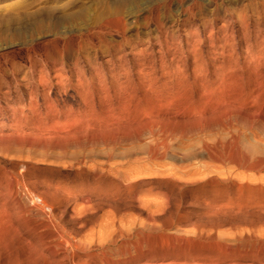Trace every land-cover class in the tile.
<instances>
[{
    "label": "rangeland",
    "instance_id": "obj_1",
    "mask_svg": "<svg viewBox=\"0 0 264 264\" xmlns=\"http://www.w3.org/2000/svg\"><path fill=\"white\" fill-rule=\"evenodd\" d=\"M260 54L261 0H0V264H264Z\"/></svg>",
    "mask_w": 264,
    "mask_h": 264
},
{
    "label": "bare ground",
    "instance_id": "obj_2",
    "mask_svg": "<svg viewBox=\"0 0 264 264\" xmlns=\"http://www.w3.org/2000/svg\"><path fill=\"white\" fill-rule=\"evenodd\" d=\"M261 1L264 3V0H261ZM238 15H239V14H238ZM229 16H230V15H229ZM233 18H234V17H233ZM239 18H240V17H239ZM244 18H245V17L241 16V22H242V23H244V21H245ZM232 20H233V19H232V16H230L229 18H227V20L225 21V24L222 26V28H223V29H227V28H228V24H226V23H232V22H233ZM213 21H214V20H213ZM238 21H239V20H238ZM242 23H241V24H242ZM241 26H242V25H241ZM243 26H244V25H243ZM245 27H246V26H245ZM242 28H243V27H242ZM243 37H244V36H243ZM207 38L209 39V41H211V38H212V37L208 36ZM230 38H231V37H230ZM232 38H233V36H232ZM232 40H233V39H231V41H232ZM211 42H212V41H211ZM212 43H214V42H212ZM212 43H211V44H212ZM210 46H211V45H210ZM230 47H233V46L230 45V44L228 43V40H226L224 37H222V43H221V44L216 45V46H215L214 44H212V46H211V50L208 51L209 54L206 55V56H204V54L201 53V51H200V53H199V52L197 51V49H195L196 46H193L194 50L192 49L193 51H191V54H192V57H193V61H194V62H199V64H197V66L200 67V68H199V72L201 73V72L204 71V62H203V59H204V60H207V59H209V58H207V56L210 57L211 55H215V54H219V56H222V55H223V52H224L223 50H225L224 48H230ZM214 48H220L219 53H215L216 49H214ZM198 50H199V49H198ZM261 51H262V49H261ZM246 52H247V51H246ZM247 53L250 54V53H252V52H250V53L247 52ZM257 53H258V52H256V54H254V53H253V54L257 56ZM260 53H261V52H260ZM258 55H259V54H258ZM260 55H261V54H260ZM251 56H252V55H251ZM251 56H249V57H251ZM261 56H262V55H261ZM244 57H245V55H244ZM246 57H247V56H246ZM259 57H260V56H259ZM231 58H232V57H231ZM252 58H253V57H252ZM257 58H258V57H257ZM260 58H261V57H260ZM262 58H263V56H262ZM253 59H256V57L253 58ZM263 59H264V58H263ZM209 60H210V59H209ZM230 60H231V59H230ZM248 61H250V60L248 59ZM253 61H254V60H253ZM257 62H258V61H256V63H257ZM251 63H252V62H251ZM262 63H263V62H262ZM248 65H249V64H248ZM250 65H254V64H250ZM229 66H230V65H229ZM229 66H227V67H229ZM257 66H258V65H257ZM233 67H234V66H233ZM205 69H206V68H205ZM224 70H225V68H224ZM232 70H233V69H232ZM176 71H178V70H176ZM225 71H226V70H225ZM199 72H198V73H199ZM234 72H235V71H234ZM234 72H233V74L235 75ZM179 73H180V72H179ZM179 73H178V74H179ZM205 73H206V72H205ZM220 73H221V72H220ZM220 73H218V74L221 75ZM222 73H223V72H222ZM229 73H231V72H229ZM256 73L258 74V72H256ZM168 74H169V76L171 75L172 77H173V76H176V75H175V69L173 68V70H172L171 72H168ZM201 74H202V73H201ZM224 74H225V73H224ZM253 74H254V73H253ZM180 75H181V73L175 77V78H177V82H176L175 80H174V81H175L179 86L181 85V87H182L183 85H182V81H180V80H181V76H180ZM219 75H218V76H219ZM227 75H228V74H227ZM227 75H226V76H227ZM230 75H231V74H230ZM204 76H205V75H204ZM224 76H225V75H224ZM220 77H223V76L221 75ZM230 77H232V75H231ZM230 77H229V78H230ZM173 78H174V77H173ZM217 78H219V77H217ZM226 78H227V77H226ZM235 78H236V77H235ZM235 78H234V79H235ZM254 78H257L256 75H255ZM76 79H77V78H76ZM147 79H148V78H147ZM147 79L144 78V82H145V83H146V80H147ZM219 79H220V78H219ZM222 79L224 80V78H222ZM257 79H258V78H257ZM148 80H150V79H148ZM228 80H229V79H228ZM228 80H227V81H228ZM231 80H233V79L231 78ZM231 80H230V82L228 81V83L232 84L233 82H231ZM220 81H221V80H220ZM220 81H219V82H220ZM234 81H235V80H234ZM169 82H170V81H169ZM222 82H224V81H222ZM141 83H142V82H141ZM224 83H226V81H225ZM172 84H174V83H172ZM177 84H176V85H177ZM223 85H225V84H223ZM223 85H221L220 89L222 88ZM228 85H229V84H228ZM143 86H144V85H143ZM219 86H220V85H219ZM144 87H145V86H144ZM174 87H175V86H174ZM224 87H225V86H224ZM177 88L180 89V87H177ZM181 89H182V88H181ZM181 89H180V90H181ZM175 90H176V89H175ZM180 90H179V91H180ZM183 90H184V89H183ZM185 90H186V89H185ZM212 91H214V90L212 89ZM212 91L209 90L210 93H211ZM174 92H175V91H174ZM182 92H184V91H182ZM185 92H186V91H185ZM185 92H184V93H185ZM259 92L261 93L260 90H259ZM176 93H179V92L177 91ZM184 93H182V94H183L182 96H184ZM185 94L188 95V93H185ZM127 95H128V94H127ZM127 95H126V96H127ZM177 95L180 97V94H176V96H177ZM205 95H206V94H205ZM207 95H208V94H207ZM257 95H258V94H257ZM262 95H263V94H262ZM142 96H144V95H142ZM142 96H141V97H142ZM203 96H204V95H203ZM212 96H213V92H212ZM212 96H211V97H212ZM263 96H264V95H263ZM127 97H128V96H127ZM132 97H133V95H132ZM184 97H186L187 100H188V97H187V96H184ZM205 97H206V96H205ZM205 97H204V98H205ZM209 97H210V95H209L207 98H209ZM211 97H210V99H211ZM216 97H217V96H216ZM257 97H258V100H257L258 103H256V104L262 103V104L264 105V97H263V99H260V98H262V97H260V96H257ZM259 97H260V98H259ZM129 98H131L130 95H129ZM180 98H182V97H180ZM186 98H184V99H179L178 97H175L174 95H171V94H170V95L167 96V98H165V99L163 98L165 101H162V102H166V103H170V104L173 103V104H175L176 106L179 105V106H180L181 108H183L184 110H190V111H191V109H192L191 107H193L192 105H194V104L191 103V99H190V101H187V100H185ZM207 98H206V99H207ZM214 98H215V97H214ZM233 98H234V97H233ZM251 98H252V97H251ZM132 99H135V98H132ZM142 99H144V98H142ZM157 99H158V100H161V99L158 98V96H157ZM195 99H196V98H194V100H195ZM197 99H198V98H197ZM201 99H203V98H201ZM201 99H198V102H199V100H200V102H201ZM206 99H205V100H206ZM212 99H213V97H212ZM227 99H228V98H227ZM239 99H241V98H239ZM242 99H243V98H242ZM127 100H128V98H127ZM127 100H125V101H127ZM130 100H131V99H130ZM137 100H139V99H137ZM145 100H146V99H145ZM158 100H156V103H157ZM207 100H208V99H207ZM233 100H235V99H233ZM252 100H253V99H252ZM128 101H129V100H128ZM128 101H127V103H128ZM139 101H140V100H139ZM192 101H193V100H192ZM203 101H204V100H203ZM228 101H231V100L228 99ZM228 101H227V102H228ZM237 101H238V100H237ZM240 101H241V100H240ZM254 101L256 102V99H255ZM131 102H133V101H131ZM135 102H136V101H135ZM135 102H134V103H135ZM159 102H160V101H158V105L160 104ZM189 102H190V103H189ZM204 102H205V101H204ZM204 102H202V104H203ZM227 102H226V103H227ZM255 102H254V103H255ZM134 103H133V104H134ZM136 103H137V102H136ZM143 103H145V101H144ZM143 103H142V105H143ZM222 103H223V100H222ZM152 104H153V103H152ZM162 104H164V103H162ZM170 104H169V105H170ZM173 104H172V105H173ZM196 104H197V103H196ZM196 104H195V105H196ZM198 104H199V103H198ZM205 104H206V102H205ZM205 104H203V105H205ZM229 104H230V102H229ZM229 104L224 105V106L226 107L227 110L225 109V107L222 106L221 109H219V110H215V111L221 112L220 114H224V112L222 113L223 108H224V110H226V112H227V111L230 110V108L232 107V106H231V107L227 108V106H228ZM240 104H241V102H240ZM256 104H255V106L257 107ZM98 105H99V104H98ZM125 105H126V103H125ZM138 105H139V104H138ZM199 105H201V104H199ZM203 105H202V106H203ZM231 105H234V103H232ZM235 105H236V102H235ZM237 105H238V104H237ZM252 105H253V104H252ZM126 106H127V105H126ZM130 106H131V105H130ZM134 106L136 107L137 105H134ZM202 106H200V110L203 111V109H201ZM229 106H230V105H229ZM253 106H254V105H253ZM258 106H259V105H258ZM95 107H96V106H95ZM121 107H123V106H121ZM127 107H128V106H127ZM140 107H141V106H140ZM143 107H145V106L143 105ZM143 107H142L141 109H144ZM194 107H195V106H194ZM204 107H205V106H204ZM204 107H203V108H204ZM236 107H237V106H236ZM239 107H240V111L242 112V111H243V107L241 108V105H240ZM239 107H237V108H238L237 110L235 109V110H232V111H231V115H232V117L235 116V113L239 110ZM261 107H262V106H261ZM123 108H124V107H123ZM181 108H180L179 110H182ZM263 108H264V107H263ZM125 109H126V108H125ZM125 109H124V110H125ZM141 109H140V110H141ZM195 109L197 110V107H196ZM198 109H199V108H198ZM232 109H233V108H232ZM241 109H242V110H241ZM261 109H262V108H261ZM41 110H42V109H41ZM127 110H128V109H127ZM140 110H139V111H140ZM179 110H177V111H179ZM224 110H223V111H224ZM252 110H253V112L251 111V114H250V115H253V116H254V117L252 116V117L254 118V119H253V120H254V123H255V121H256V123H257V120H255V119H256L255 116H256V114H259V113H260V109H259L258 112H257V111H254L255 109H253V107H252ZM262 110H263V109H262ZM177 111H176V112H177ZM202 111H200V112L202 113ZM233 111H234V114L232 113ZM235 111H236V112H235ZM182 112H183V111H182ZM186 112H188V111H186ZM194 112H195V111H194ZM197 112H198V110H197ZM203 112H206V111L204 110ZM226 112H225V113H226ZM228 112L230 113V111H228ZM228 112H227V115L229 114ZM262 112H263V111H262ZM179 113H180V112H179ZM184 113H185V111H184ZM189 113H191V112H189ZM189 113H188V114H189ZM195 113H196V112H195ZM211 113H212V112H211ZM238 113H240V112H238ZM238 113H237L236 115H238ZM249 113H250V111H249ZM263 113H264V112H263ZM175 114H176V113H175ZM186 114H187V113H186ZM197 114H199V113H197ZM197 114H196V115H197ZM216 114H217V113H216ZM220 114H217V115H214V114H213V116H218V115H220ZM241 114H242V113H241ZM189 115H190V114H189ZM191 115L194 116L195 114L192 113ZM191 115H190V116H191ZM200 115H201V114H200ZM202 115H203V113H202ZM202 115H201V117H202ZM233 115H234V116H233ZM213 116H212V119L215 118V117L213 118ZM162 117H164V116H162ZM201 117L199 116V118H201ZM204 117L206 118V115H204ZM218 117H219V120H221V119H220V116H218ZM236 117H237V116H235V118H236ZM241 117H243V115L241 116V115L239 114V118H240V119H241ZM248 117L251 118V116H249V115H248ZM189 118H190V117H189ZM194 118H195V119H194ZM194 118H193V119H194V120H193L194 122H192L193 124L196 123L197 125H198V124L201 125V124L203 123V121H204V120H203L201 123H200V122L197 123L198 121L196 122V118H197V120H200V119L198 118V116H196V117L194 116ZM250 118H249V119H250ZM257 118H258V117H257ZM163 119H164V118H163ZM215 119H216V122H217V119H218V118L216 117ZM227 119H228V118H227ZM259 119H260V118H258V120H259ZM253 120H252V121H253ZM249 121H250V120H249ZM252 121H251V122H252ZM259 121H260V120H259ZM262 121H263V119H262ZM204 122H207V121H204ZM214 122H215V120H214ZM251 122H250V123H251ZM260 122H261V121H260ZM247 123H248V122H247ZM245 124H246V123H243L244 126H247V127L249 126V127H250L249 123H248L247 125H245ZM251 124H252V123H251ZM263 124H264V123H263ZM263 124H262V126H264ZM262 126H261V128H262ZM143 127H144V126H143ZM146 127H147V126H146ZM193 127H194V126H193ZM197 127H199V126H197ZM197 127L195 126V128H197ZM225 127H226V126L224 125V128H225ZM249 127H248L247 129H251V128H249ZM228 128H229V127L227 126V129H228ZM245 128H246V127H245ZM128 129H129V128H128ZM203 129H204V128H203ZM225 129H226V128H225ZM243 129H244V128H243ZM262 130H264V128H263ZM230 131H231V130H229L228 132H230ZM236 131H237V130H236ZM242 131H243V130H242ZM259 131H261V130H259ZM136 132L138 133V131H136ZM228 132H227V133H228ZM238 132H239V131H238ZM261 132H262V135H263V131H261ZM163 133H164V132H163ZM230 133H232V132H230ZM135 134H136V133H135ZM138 134H140V131H139ZM259 135H260V134H258V137H259ZM262 135H261V136H262ZM159 136H161V135H159ZM163 136H164V134H163ZM211 136H212V135H211ZM211 136H209L210 138H212L210 141H211V142H214V141H215L214 139H216V138L213 139V137H211ZM228 136H230V135H228ZM263 136H264V135H263ZM157 138H159V137H157ZM160 138H162V137H160ZM203 138H204V137H203ZM259 138H260V137H259ZM259 138H258V140H261V138H260V139H259ZM163 139H164V141H165L166 138H163ZM163 139H162V140H163ZM220 139H221V138H220ZM220 139H219V140H220ZM239 139H240V138H239ZM155 140H156V139H155ZM157 140H158V139H157ZM204 140H205V139H204ZM206 140H207V139H206ZM216 140H217V139H216ZM229 140H230V139H229ZM159 141H160V140H159ZM200 141H202V139H201ZM217 141H218V140H217ZM262 141H263V139H262ZM262 141H259V142L261 143ZM202 142H203V141H202ZM205 142H206V141H205ZM218 142H219V141H218ZM229 142H230V141H229ZM241 142H242V141H241ZM263 142H264V141H263ZM263 142H262V143H263ZM216 143H217V142H216ZM219 143H221V142H219ZM222 143H223V142H222ZM225 143H226V142H225ZM242 143H243V142H242ZM242 143H241V145H242ZM203 144H205V143H203ZM207 144H208V143H207ZM207 144H206V145H207ZM229 144H230V143H229ZM243 144H244V143H243ZM206 145H205V147H206ZM212 145H213V144H212ZM217 145H218V144H217ZM202 146H203V145H202ZM207 146H211V145H207ZM222 146H223V145H222ZM222 146L220 145L219 147H222ZM242 146H243V145H242ZM245 146H247V145H245ZM248 146H249V145H248ZM248 146H247V147H248ZM259 146H260V145H259ZM203 147H204V146H203ZM205 147H204V148H205ZM213 147H214V146H213ZM215 147H216V144H215ZM215 147H214V149H212V150H214L215 153L218 152V151H221L220 149L218 150L217 148H216V150H215ZM225 147H226V146H225ZM225 147H222V149L225 148ZM206 148H207V147H206ZM206 148H205V149H206ZM241 148H242V147H241ZM241 148H240V149H241ZM244 148H245V147H244ZM207 149H208V148H207ZM226 149H227V147H226ZM237 149H238V147H237ZM242 149H243V148H242ZM246 149H247V148H246ZM248 149H249V148H248ZM203 150H204V149H203ZM228 150H229V149H228ZM249 150H250V149H249ZM252 150H253V149H252ZM207 151H209V150H207ZM222 151H224V149H223ZM241 151L243 152V150H241ZM225 152H226V151H225ZM236 152H238V151H236ZM236 152H235V153H236ZM258 152H259V151H258ZM161 153H162V152H161ZM209 153H211V152H209ZM228 153H229V152H228ZM228 153H227V154H228ZM230 153H231V152H230ZM155 154H156V153H155ZM217 154H218V153H217ZM220 154H221V153H219V155H220ZM222 154H224V153L222 152ZM222 154H221V155H222ZM225 154H226V153H225ZM238 154H239V153H238ZM243 154H244V153H243ZM248 154H250V153L248 152ZM256 154H257V152H256ZM210 155H211V158L213 157L212 159L216 160V159H215L216 157L214 158V156H212L213 154H210ZM235 155H236V154H235ZM241 155H242V154H241ZM250 155H252V154H250ZM207 156H209V154H207ZM215 156H216V155H215ZM233 156H234V154H233ZM236 156H237V155H236ZM239 156H240V155H239ZM247 156H249V155H247ZM152 157H153V156H152ZM204 157H205V154H204ZM230 157H231V156H230ZM230 157H229V159H230ZM205 158H206V157H205ZM209 158H210V157H209ZM224 158H225V160H227L226 158H228V157H227V156H226V157L224 156L223 159H224ZM233 158H234V157H233ZM207 159H208V158H207ZM235 159H236V158H235ZM242 159H243V158H242ZM245 159H246V158H245ZM250 159H251V158L249 157V161H250ZM102 160H105V159H102ZM220 160H221V159H220ZM220 160H219V161H220ZM231 160H232V159H231ZM231 160H230V163H231ZM260 160H261V159H260ZM232 161H233V160H232ZM234 161L237 162L236 160H234ZM239 161H240V160H239ZM261 161H262V160H261ZM263 161H264V159H263ZM247 162H248V161H247ZM251 162H252V161H251ZM98 163H99V162H98ZM260 163L262 164V162H260ZM263 163H264V162H263ZM235 165H236V163L234 164V167H235ZM241 165H242V164H241ZM237 166H238V164H237ZM237 166H236V167H237ZM242 166H244V165H242ZM234 167H233V169H234ZM236 167H235V169H236ZM255 167H256V166H255ZM237 168H239V166H238ZM239 169L241 170V168H239ZM254 169H255V168H254ZM254 169H253V170H254ZM250 170H251V169H250ZM255 171H256V170H255ZM258 171H260V170L258 169ZM258 171H257V174L260 173V172H258ZM17 172H18V171H17ZM241 172H242V173L245 172L244 169H243V171H241ZM253 172H254V171H253ZM244 174H245V173H244ZM246 174H247V173H246ZM253 174H255V173H253ZM262 174H264V173H262ZM165 175H166V174H165ZM259 175H260V174H259ZM143 177H144V176H143ZM243 177H244V176H243ZM253 177H254V176H253ZM261 177H264V176H261ZM261 177L258 176L259 179H260ZM146 178H147V177H146ZM259 179H258V180H259ZM262 179H263V178H262ZM185 182H186V181H185ZM251 182H252V181H251ZM259 182H261V180H260ZM96 185H97V187H98L100 184H99V185L96 184ZM260 185H261V183H260ZM94 186H95V185H94ZM240 186H241V185H240ZM258 186H259V185H258ZM263 186H264V183H263ZM97 187H96V190H95L94 188H93V190H94V191H98V190H97ZM100 187H101V186H100ZM241 187H244V186H241ZM245 187H246V186H245ZM89 188H90V187H89ZM246 188H248V187H246ZM246 188H245V189L243 188L242 191H244V190L247 191ZM249 188H250V187H249ZM251 188H252V187H251ZM260 188H261V187H260ZM87 189H88V188H87ZM90 189H92V187H91ZM101 189H102V188H101ZM101 189H100V190H101ZM230 189H231V188H229V191H230ZM263 189H264V187H263ZM263 189H259V187H258V191H259V190L261 191V190H263ZM41 190H42V189H41ZM88 190H89V189H88ZM224 190H225V191H228V188H227V189L225 188ZM224 190H223V191H224ZM238 190L240 191L241 188H240V189L237 188V191H238ZM251 190H252V189H250V191H251ZM242 191H241V192H242ZM260 191H259V192H260ZM231 192H233V191H231ZM235 192H236V189H235ZM256 192H257V191H256ZM228 193L230 194V192H228ZM250 193H251V192H250ZM253 193H254V192H253ZM260 193H261V192H260ZM260 193H258V204H260V205H264V196H262V194H263L264 192L261 193V194H260ZM35 194H36V193H35ZM226 194H227V192H226ZM244 194H245V192H244ZM246 194H247V192H246ZM246 194H245V196H247ZM78 195H79V194H78ZM78 195H77V196H78ZM234 195H235V193H234ZM238 195H240V192L237 194V198H238ZM241 195H242V194H241ZM241 195H240V196H241ZM242 196H244V195H242ZM56 197H57V196H56ZM70 197H71V196H70ZM75 197H76V196H75ZM231 197H232V196H231ZM247 197H248V196H247ZM247 197H245V198H247ZM229 198H230V197H229ZM235 198H236V197H235ZM253 198H255V197H253ZM253 198L251 197V200H254ZM34 199H35V198H34ZM71 199H72V198H71ZM242 199L244 200V198H241L240 200H242ZM238 200H239V199H237V201H238ZM247 200H248V198H247ZM247 200H246V201H247ZM249 200H250V199H249ZM69 201H70V200H69ZM85 201H86V200H85ZM231 201H232V200H231ZM87 202H88V201H87ZM232 202L234 203V200H233ZM241 202H242V201H241ZM243 202H245V200H244ZM243 202H242V203H243ZM248 202H249V201H248ZM255 202H256V199H255ZM235 203H236V201H235ZM239 203H240V202H239ZM251 203L253 204L254 202H251ZM73 204H74V203H73ZM215 205H216V204H215ZM242 205H245V204L243 203ZM249 205H250V203H249ZM254 205H257V202H256ZM35 207H36V206H35ZM261 207H262V206H261ZM91 209H92V208H91ZM209 209H210V207H209ZM235 209H236V208H235ZM237 209H239V208H237ZM260 209H261V208H260ZM218 210H219V209H218L217 206H213V207L211 208L210 211H214V212H215V211H218ZM252 211H254V210H252ZM263 211H264V210H263ZM89 213H90V212H89ZM236 214H237V213H236ZM208 215H209V214H208ZM233 215H234V214H233ZM260 217H261V216H260ZM262 217H263V216H262ZM114 219H115V218H114ZM259 219H260V218H259ZM262 221H263V218H262ZM6 223H7V222H6ZM1 226H2V225H1ZM4 226H5V225H4ZM77 231H78V230H77ZM88 234H89V233H88ZM124 236H125V235H124ZM64 241H65V240H64ZM61 242H62V241H61ZM64 243H66L65 246L68 244V242L65 241V242H63L62 245H64ZM92 243H93V242H92ZM57 244H58V243H57ZM29 245H30V244H29ZM63 247H64V246H63ZM66 247H67V246H66ZM59 252H60V251H59ZM104 256H105V255H104ZM59 260H61V258H60ZM48 261H49V260H48ZM55 261H56V260H55ZM214 261H215V260H214ZM214 261H213V262H214ZM217 261H218V260H217ZM45 262H46V261H45ZM176 263H177V262H176ZM176 263H175V264H176ZM182 263H183V262H182ZM194 263H195V262H194ZM43 264H44V262H43ZM169 264H170V263H169ZM183 264H184V263H183ZM189 264H190V263H189ZM195 264H196V263H195ZM208 264H209V263H208ZM216 264H218V263L216 262ZM232 264H233V263H232Z\"/></svg>",
    "mask_w": 264,
    "mask_h": 264
}]
</instances>
